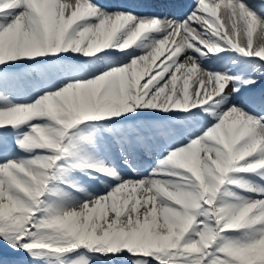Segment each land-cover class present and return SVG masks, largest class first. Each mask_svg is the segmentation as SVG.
Masks as SVG:
<instances>
[{"label": "snow or ice", "instance_id": "1", "mask_svg": "<svg viewBox=\"0 0 264 264\" xmlns=\"http://www.w3.org/2000/svg\"><path fill=\"white\" fill-rule=\"evenodd\" d=\"M142 2L0 0V264H264V0Z\"/></svg>", "mask_w": 264, "mask_h": 264}, {"label": "bare ground", "instance_id": "2", "mask_svg": "<svg viewBox=\"0 0 264 264\" xmlns=\"http://www.w3.org/2000/svg\"><path fill=\"white\" fill-rule=\"evenodd\" d=\"M184 3L186 5V7L181 8L180 10H175V8L169 9V10H172V13L170 11H165L164 8L160 5L159 0L154 1L153 4H151L150 2H142L141 3V7H146L148 5H154L152 8H150L148 10H144L142 8H136L134 10L137 11L141 15H148V16H152V15H156V16H165V15H167V16H170V15H172L176 19H183L185 17V15H186L187 11L190 10V7L194 5L195 0H184ZM174 10L176 12H173ZM219 15H220V17L223 20H226L225 9H221ZM258 34H259V28L257 29V32L254 33V46H255V43H256V36ZM180 40H181V37H177L176 38L177 44L180 43ZM171 47H175V45L169 44V45L165 46V54H164V56H162L160 58V60L157 61V65H159L160 62L165 58V56L167 55V49H169ZM222 55H235V54L234 53H230V54H222ZM145 163L148 164V165H152V164H154V160H146Z\"/></svg>", "mask_w": 264, "mask_h": 264}]
</instances>
